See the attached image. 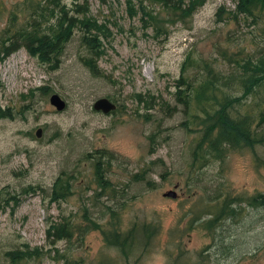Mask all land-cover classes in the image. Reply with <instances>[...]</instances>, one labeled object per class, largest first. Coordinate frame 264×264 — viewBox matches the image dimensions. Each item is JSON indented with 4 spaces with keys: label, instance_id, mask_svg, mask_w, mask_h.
<instances>
[{
    "label": "rangeland",
    "instance_id": "1",
    "mask_svg": "<svg viewBox=\"0 0 264 264\" xmlns=\"http://www.w3.org/2000/svg\"><path fill=\"white\" fill-rule=\"evenodd\" d=\"M61 3L107 25L99 73L83 61L80 31L56 67L23 46L0 58V264H264V208L245 202L264 192V145L230 150L195 175L189 150L198 133L180 126L184 114L174 96L188 52L226 67L264 44V15L255 22L234 17L235 0H205L178 21L165 19L160 0ZM25 6L0 0L1 34L27 24ZM53 93L65 102L62 110L50 104ZM101 97L116 108L94 110ZM60 176L70 194L51 201ZM170 189L175 198L163 196ZM219 196L240 198L238 212L208 229ZM66 220L70 228L96 223L125 232L146 224L156 232L148 247L124 255L100 230L70 240L47 236L49 226ZM25 249L37 252L12 262L8 253Z\"/></svg>",
    "mask_w": 264,
    "mask_h": 264
},
{
    "label": "trees",
    "instance_id": "2",
    "mask_svg": "<svg viewBox=\"0 0 264 264\" xmlns=\"http://www.w3.org/2000/svg\"><path fill=\"white\" fill-rule=\"evenodd\" d=\"M160 1L165 19L178 21L190 16L205 0ZM23 3L26 6L19 7L20 10L26 9L31 16L27 24L20 25L13 32L6 28L0 33V58L23 46L32 55L49 63L50 67H56L65 44L75 31H80L79 39L85 47V53L81 55L83 61L93 74L99 73L97 60L103 51L101 36L106 34L105 23L88 15L85 9L66 7L61 0H23ZM220 10L222 7L217 11L218 20L222 19ZM12 12L15 13L14 10ZM229 12L234 17L242 14L251 17L254 22L261 21L264 0H235V7ZM150 17L156 20L159 16ZM225 55L231 57L233 54ZM219 62L217 58L212 60L211 56H191V52H188L175 82L174 96L184 114L180 126L186 131L198 133L189 150V168L195 175H199V170L210 162L223 160L230 150L244 147L253 149L256 145H264V44H256L245 55L232 58V67L229 63L225 67ZM2 113L1 116L4 115ZM95 165L96 172L102 175L103 169L98 165V158ZM63 179L60 176L55 180L51 201L70 194V184ZM98 183L101 189L111 190L106 180L99 179ZM240 200L238 197L233 200L229 196L214 198L211 202L218 203L209 210L212 217L206 222L207 228L221 226L227 218L236 216L238 208L234 204L235 201L240 203ZM245 202L264 208V192L246 198ZM68 224L67 220L52 224L47 236L56 240H70L74 234L80 235L82 232L80 236H84L89 230H100L103 240L118 247L124 255L139 246L148 247L156 232L154 226L146 224L139 231L132 227L125 232L116 227L105 230L101 226L97 227L96 223L73 228ZM36 252L25 249L8 254L12 262H18Z\"/></svg>",
    "mask_w": 264,
    "mask_h": 264
},
{
    "label": "water",
    "instance_id": "3",
    "mask_svg": "<svg viewBox=\"0 0 264 264\" xmlns=\"http://www.w3.org/2000/svg\"><path fill=\"white\" fill-rule=\"evenodd\" d=\"M49 102L51 105H53L57 110H62L65 107V102L60 98V96L56 93H53L49 97ZM92 107L96 111H101L103 113H108L116 108L115 103H113L111 100H109L106 97L98 98L94 101L92 104ZM41 134L40 129L36 131V136L39 137ZM178 184L174 185V188H177ZM163 196L165 197H176V192L174 189L167 190L163 193Z\"/></svg>",
    "mask_w": 264,
    "mask_h": 264
}]
</instances>
